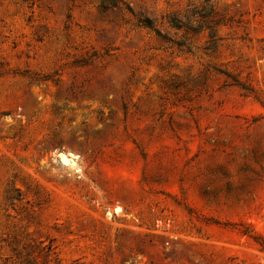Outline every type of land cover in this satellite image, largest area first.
Here are the masks:
<instances>
[{
	"label": "rangeland",
	"instance_id": "1",
	"mask_svg": "<svg viewBox=\"0 0 264 264\" xmlns=\"http://www.w3.org/2000/svg\"><path fill=\"white\" fill-rule=\"evenodd\" d=\"M0 264H264V0H0Z\"/></svg>",
	"mask_w": 264,
	"mask_h": 264
},
{
	"label": "bare ground",
	"instance_id": "2",
	"mask_svg": "<svg viewBox=\"0 0 264 264\" xmlns=\"http://www.w3.org/2000/svg\"><path fill=\"white\" fill-rule=\"evenodd\" d=\"M63 162L65 161V158H63V160H62Z\"/></svg>",
	"mask_w": 264,
	"mask_h": 264
}]
</instances>
